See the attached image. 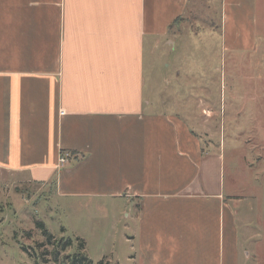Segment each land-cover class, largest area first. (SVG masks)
I'll return each instance as SVG.
<instances>
[{"label": "crops", "instance_id": "0c3cea01", "mask_svg": "<svg viewBox=\"0 0 264 264\" xmlns=\"http://www.w3.org/2000/svg\"><path fill=\"white\" fill-rule=\"evenodd\" d=\"M195 12L225 53L264 44V0H0V171L126 202L147 264H247L219 151L147 92L149 49Z\"/></svg>", "mask_w": 264, "mask_h": 264}, {"label": "rangeland", "instance_id": "374dc122", "mask_svg": "<svg viewBox=\"0 0 264 264\" xmlns=\"http://www.w3.org/2000/svg\"><path fill=\"white\" fill-rule=\"evenodd\" d=\"M201 15L173 24V44L149 49L147 92L178 95L181 107L174 110L190 120L194 115L203 147L219 151L226 198L249 237L241 239L250 254L243 260L264 264V44L243 57L225 53L217 13ZM129 211L120 199L61 195L51 182L19 181L0 171V264H60L37 219L53 241L71 240L63 253L77 251L82 239L91 264H147L132 239Z\"/></svg>", "mask_w": 264, "mask_h": 264}, {"label": "trees", "instance_id": "16d2710c", "mask_svg": "<svg viewBox=\"0 0 264 264\" xmlns=\"http://www.w3.org/2000/svg\"><path fill=\"white\" fill-rule=\"evenodd\" d=\"M182 17H179L175 20L178 21ZM35 225L37 228H39L42 232V234L45 236V241L47 245L52 246V250L50 252V255L52 256L54 261L61 260L60 264H91L92 260L81 250L84 246V241L82 239H79L78 248L77 251L73 253H63L68 247L71 246V240L68 239H62L60 238L56 242L53 241V236L45 226V224L42 222V220L37 219L35 221ZM45 254V253H43ZM49 254V253H48ZM41 261L42 258L40 257ZM38 262V261H36ZM98 264H101V260L98 262Z\"/></svg>", "mask_w": 264, "mask_h": 264}, {"label": "built area", "instance_id": "2783aa9c", "mask_svg": "<svg viewBox=\"0 0 264 264\" xmlns=\"http://www.w3.org/2000/svg\"><path fill=\"white\" fill-rule=\"evenodd\" d=\"M67 160H68V154L67 153H63V152L60 153L59 160H58L59 165L62 166L64 163L67 162Z\"/></svg>", "mask_w": 264, "mask_h": 264}]
</instances>
